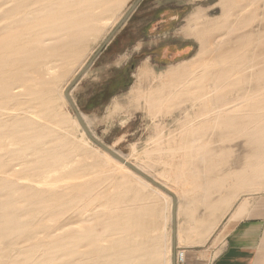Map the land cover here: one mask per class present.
<instances>
[{
    "label": "bare ground",
    "instance_id": "6f19581e",
    "mask_svg": "<svg viewBox=\"0 0 264 264\" xmlns=\"http://www.w3.org/2000/svg\"><path fill=\"white\" fill-rule=\"evenodd\" d=\"M120 1L0 0V137L9 138L16 146L13 151H4L0 146V188L4 189L0 194V210L7 216L0 224V245L8 250L4 258L0 257V264L157 263L155 257H151L152 254L158 256L159 247L155 241L134 246L131 241L116 238L122 232L131 231L135 220L147 211L138 205L135 207L133 199L126 207L118 206L121 195L131 192L134 183L109 174V187L113 190L105 194L103 183L108 181V175L103 168L98 169L102 166L89 152L82 148L76 150L74 144L61 138L58 129L43 125L36 115L27 111L10 112L15 103L28 102V109L35 108L31 104L35 103L57 113L54 92L62 76L57 73L80 57L88 39L100 28L101 18L112 12ZM222 1L221 16L215 20H202L199 10L193 14L184 35L197 34V52L190 61L160 73L156 87L143 99L153 108L165 105L169 109L173 104L184 105L187 101L194 107L204 105L209 110L204 109L207 112L202 115L209 122L213 120L225 128L232 127L234 136L246 137L254 146V157L264 158V30H255L253 34L245 31L256 22L255 15L250 13V3L263 2L264 5V0ZM232 16L235 18L230 21ZM256 23L260 25V22ZM148 76L152 77L153 72ZM247 79L256 81L254 93L246 90ZM69 83L62 89L65 99ZM234 88L240 90L232 95ZM246 116L250 120L242 123ZM80 118L84 122L81 115ZM5 121L11 122L7 130H4ZM75 122L86 135L78 119ZM255 122H260V126L249 128ZM84 125L87 129L85 122ZM86 137L88 142L85 143L89 146L92 141ZM11 155L17 156V160H12L5 168ZM104 155L115 168L126 171L143 184L152 185L125 164L134 166L127 158L117 154L124 160L122 163L106 151ZM86 158L91 159L87 165ZM85 165L93 166L90 168L92 173L84 172ZM250 166L247 172L233 176L234 190L244 192L255 184L261 186L264 183V163ZM23 167L38 174L11 178ZM134 167L169 190L139 166ZM54 173L64 177L62 186L55 184L59 179L47 187L36 186L37 179ZM165 195L172 216V197ZM94 205H107L109 211L95 214V210L91 212ZM67 211L76 218L69 223L65 218L57 221ZM50 217H53V223L46 222L41 226ZM91 220L95 221L92 225ZM36 226L42 228V233H29L30 228ZM23 234H28L27 245L18 241L19 235ZM14 235L18 236L14 238ZM120 243L125 244L121 250ZM135 256H142V262H135Z\"/></svg>",
    "mask_w": 264,
    "mask_h": 264
},
{
    "label": "rangeland",
    "instance_id": "374dc122",
    "mask_svg": "<svg viewBox=\"0 0 264 264\" xmlns=\"http://www.w3.org/2000/svg\"><path fill=\"white\" fill-rule=\"evenodd\" d=\"M136 1L122 0L112 12L104 15L100 20V28L88 39L80 57L64 70H59L57 74H62V76L56 83L54 92L57 98L55 101L56 114L35 103H31L35 108L28 109L30 106L28 102L15 103L16 105H13L10 112L27 111L30 115H36L35 118L43 125L58 129L61 132V138L74 144L76 150L82 148L89 152L91 157L102 166L98 169L103 168L106 176L108 175V177L105 176L108 181L103 183L105 194L113 190L109 187L110 175L118 179L120 177L130 179L134 183V188L131 192H127V195H121L118 206L126 207V204L133 199L135 207L138 205L147 211L135 220L131 231L122 232L116 238L118 240L124 238L126 242L131 241L134 246L155 241L159 247L158 256L152 254L151 257H155L157 263L150 264H179L175 261V256L178 251L184 254L182 249L187 244L182 239L178 240V243L175 241L176 214L173 220L168 207V197L154 186L143 184L135 177L128 175L126 171L115 168L107 161L104 151L95 143L90 141L89 146L86 145L88 138L76 124L75 113L66 99L62 97V89L77 76L84 65L89 63L86 71L68 93L87 125V129L100 143L127 158L131 164L139 166L146 174L151 175L150 177L153 176V179L155 178L157 182L166 186L174 194L176 205L179 199L182 201L196 198L204 205L226 201L231 209L239 205L240 208H246L252 201L264 197V183L261 186L253 185L249 190L247 189L248 191H237L234 190L233 176L236 173L247 172L252 164L264 163V158L254 157V146L248 143L246 137L234 136L232 127L225 128L213 120H210V123L209 119L203 116L207 112L204 109L209 110L204 105L194 107L191 102L187 101L184 105L173 104L169 109L165 108V105L153 108L143 99L149 90L156 87L160 73L163 74L170 68L190 61V58L197 52L198 44L195 40L197 34L186 37L184 35V30L192 21L193 14L199 10L202 20H215L221 16L220 4L223 1L140 0L131 9ZM257 7L259 9L256 10ZM162 8L167 11L181 9L183 13H181V18L173 24V29L169 33L153 36L151 30H145V28L151 20L156 18V11ZM250 13L255 15V21L260 22V25L256 22L252 23L245 31L253 34L257 30H264L263 2L250 3ZM234 18L235 16H232L229 20L233 21ZM201 19L199 21H202ZM105 38L109 39L103 44ZM226 38L231 39L230 36ZM181 41L191 45L186 53L172 56V51L165 50L166 46L172 42L180 43ZM124 50L127 55L124 61L126 63L119 61L120 64L116 65V61L112 62L113 56ZM131 63L134 69L127 72L122 70L125 67L129 70ZM152 72L153 76L149 77L148 75ZM118 81L120 84L114 88ZM247 81L249 86L245 85L246 90L254 93L256 81L254 79H247ZM239 90L234 88L232 95L238 93ZM110 91H113L111 95H109ZM113 97H119L122 103H129L128 116L130 117L127 122L123 124L117 122L114 126L104 120L106 107ZM249 120L250 117L246 116L241 122L247 123ZM260 124V122L251 123L249 128L260 126ZM10 126L11 122L5 121L4 130ZM0 146H3L4 151L16 149L15 144L3 136L0 137ZM12 160L16 161L17 156H9L5 162V168L12 164ZM89 161L91 159H84L86 165ZM86 165L84 172L92 173L90 168L93 166ZM37 174L33 169L23 167V169L19 168L11 178L15 176L35 177ZM56 179H59L55 183L58 187L65 182L63 176L54 173L46 178L37 179L36 186L47 187ZM3 192L4 189L0 188V194ZM15 199L18 198L15 197ZM18 202L20 203L21 200ZM107 208H109L107 205L99 207L94 205L91 207V212L95 210V214L102 215L109 211ZM205 208L211 209V207ZM206 214L211 216L209 212ZM6 218V213L0 210V224L4 223ZM62 218L68 219L65 222L69 223L76 217L67 211L62 213L57 221L60 222ZM46 220L41 226L53 223V217ZM93 223L95 221L91 220L90 225ZM65 227L67 228L68 225ZM41 229L36 226L30 228L29 233H42ZM27 235H19L20 244L27 245ZM177 245L179 248H176ZM124 247L125 244H119V250ZM7 252L5 246L0 245V257L5 256ZM142 260V256H135V262L141 263Z\"/></svg>",
    "mask_w": 264,
    "mask_h": 264
},
{
    "label": "crops",
    "instance_id": "0c3cea01",
    "mask_svg": "<svg viewBox=\"0 0 264 264\" xmlns=\"http://www.w3.org/2000/svg\"><path fill=\"white\" fill-rule=\"evenodd\" d=\"M124 51L112 62H124ZM240 207L231 209L226 201L204 205L196 198L179 199L174 238L187 244L179 264H264V197Z\"/></svg>",
    "mask_w": 264,
    "mask_h": 264
},
{
    "label": "flooded vegetation",
    "instance_id": "af4514ba",
    "mask_svg": "<svg viewBox=\"0 0 264 264\" xmlns=\"http://www.w3.org/2000/svg\"><path fill=\"white\" fill-rule=\"evenodd\" d=\"M181 13H183L181 9H179L178 11H167L164 9L156 11V18L150 21V24L145 28V30H151L150 32L153 34V36L160 35L161 33H169V31L173 29V24L181 18ZM190 46V44L182 43V41L180 43L172 42L171 44L166 46L165 50H170L172 51V56H177L186 53L187 50L190 49ZM163 58H165V55H163ZM125 68L122 70H125V72H127L131 69H134V65L133 63H131L129 65V70H126Z\"/></svg>",
    "mask_w": 264,
    "mask_h": 264
},
{
    "label": "water",
    "instance_id": "95a60500",
    "mask_svg": "<svg viewBox=\"0 0 264 264\" xmlns=\"http://www.w3.org/2000/svg\"><path fill=\"white\" fill-rule=\"evenodd\" d=\"M140 0H137L131 7V9L139 2ZM127 16V14L124 16V18ZM109 39V38H108ZM108 39H106L104 41L103 44H105L106 42H108ZM89 63L80 71V73L69 83V85L66 87L65 90V96L67 101L69 102L70 106L72 107L76 118L78 119V122L80 123L82 129L84 130V132L86 133V135L91 139V141L93 143H95L98 147H100L103 151H106L107 153H109L113 158L117 159L118 161L125 163L124 160L122 158H120L116 153H114L112 150H110L106 145L98 142L97 140H95L94 138L91 137L90 133L88 132V130L86 129V126L84 125V122L82 121V119L80 118L79 112L77 111L74 103L72 102V99L69 96V91L72 88V86L76 83V81L78 80V78L86 71V69L88 68ZM130 169H132L136 174L142 176L144 179H146L148 182H150L153 186L161 189L162 191H164L166 194L170 195L172 197V219L174 220V216L176 213V198L174 196V194L172 192H170L169 190H167L166 188H164L163 186H161L160 184L154 182L151 178H149L148 176H146L145 174H143L140 170H138L137 168H135L134 166L125 163Z\"/></svg>",
    "mask_w": 264,
    "mask_h": 264
},
{
    "label": "clouds",
    "instance_id": "9594fccd",
    "mask_svg": "<svg viewBox=\"0 0 264 264\" xmlns=\"http://www.w3.org/2000/svg\"><path fill=\"white\" fill-rule=\"evenodd\" d=\"M128 111L129 103H122L119 97H113L110 104L106 107L104 120L113 126L117 122L123 124L130 119Z\"/></svg>",
    "mask_w": 264,
    "mask_h": 264
},
{
    "label": "built area",
    "instance_id": "2783aa9c",
    "mask_svg": "<svg viewBox=\"0 0 264 264\" xmlns=\"http://www.w3.org/2000/svg\"><path fill=\"white\" fill-rule=\"evenodd\" d=\"M183 256H184L183 252L178 251L175 256L176 262L177 263L183 262Z\"/></svg>",
    "mask_w": 264,
    "mask_h": 264
},
{
    "label": "trees",
    "instance_id": "16d2710c",
    "mask_svg": "<svg viewBox=\"0 0 264 264\" xmlns=\"http://www.w3.org/2000/svg\"><path fill=\"white\" fill-rule=\"evenodd\" d=\"M111 82V81H110ZM120 84V81H118V83L117 84H115V86H114V88H116L117 86L116 85H119ZM124 84V83H123ZM113 93V91H110L109 92V95H111Z\"/></svg>",
    "mask_w": 264,
    "mask_h": 264
}]
</instances>
